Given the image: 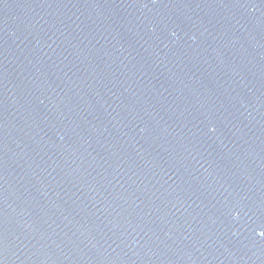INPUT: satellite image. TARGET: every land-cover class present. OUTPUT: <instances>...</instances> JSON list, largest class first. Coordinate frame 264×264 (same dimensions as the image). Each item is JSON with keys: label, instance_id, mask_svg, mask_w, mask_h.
<instances>
[{"label": "water", "instance_id": "95a60500", "mask_svg": "<svg viewBox=\"0 0 264 264\" xmlns=\"http://www.w3.org/2000/svg\"><path fill=\"white\" fill-rule=\"evenodd\" d=\"M0 264H264V0H0Z\"/></svg>", "mask_w": 264, "mask_h": 264}]
</instances>
